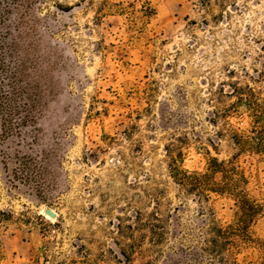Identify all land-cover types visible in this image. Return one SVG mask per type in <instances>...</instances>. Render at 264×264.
<instances>
[{"label":"rangeland","instance_id":"1","mask_svg":"<svg viewBox=\"0 0 264 264\" xmlns=\"http://www.w3.org/2000/svg\"><path fill=\"white\" fill-rule=\"evenodd\" d=\"M46 1L34 57L52 94L27 129L0 130V264H209L206 226L232 223L237 207L185 193L169 157L203 173L236 153L229 130L250 121L221 93L248 85L264 98V0ZM236 164L263 206L250 231L264 241V157ZM154 211L165 237L136 230L144 251L126 262L118 225ZM236 258L260 264L261 251Z\"/></svg>","mask_w":264,"mask_h":264},{"label":"trees","instance_id":"2","mask_svg":"<svg viewBox=\"0 0 264 264\" xmlns=\"http://www.w3.org/2000/svg\"><path fill=\"white\" fill-rule=\"evenodd\" d=\"M45 2L0 0V130L3 137L17 132L20 126L27 129V125L34 122V114L42 110L52 94L45 81L46 71L34 57L35 43L38 40L45 43L41 34L45 23L39 16L42 8L38 7ZM56 8L61 10L62 6L58 4ZM144 12H151L149 5L145 6ZM230 88V92L221 93L223 97L234 99L227 108V114L243 112L250 121L246 131L229 130L230 140L236 149L232 159L228 162L211 159L207 171L200 173L183 169L182 153L178 151L169 157V173L173 182L188 195L204 202H209L212 196H227L237 207L236 219L232 223L224 225L213 219L206 226L198 251L208 257L209 264H238L237 253L242 245L250 243L258 246L260 264H264V241L254 240L250 231L263 206L249 196L245 189V173L236 164V160L243 155L264 157V98L248 85L232 84ZM176 141L181 142L180 139ZM216 174L221 176L219 183L215 181ZM136 214L134 226L119 224L117 227L118 232H125L129 240L125 247H119L120 255L128 263L135 254L144 251L141 240L134 237L136 230L146 229L159 240L165 237L158 211L150 213V218L146 220L142 219L140 212ZM4 216L0 213L2 220H5ZM139 238L144 239L145 234L142 233ZM192 256L197 262L200 254Z\"/></svg>","mask_w":264,"mask_h":264}]
</instances>
